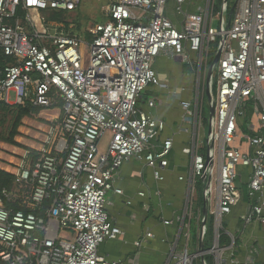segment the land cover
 I'll return each mask as SVG.
<instances>
[{
    "label": "built area",
    "instance_id": "obj_1",
    "mask_svg": "<svg viewBox=\"0 0 264 264\" xmlns=\"http://www.w3.org/2000/svg\"><path fill=\"white\" fill-rule=\"evenodd\" d=\"M189 1L109 0L108 20L79 39L53 33L48 24L52 12L75 13L83 0H0V51L12 60L0 72V102L58 112L43 138L24 151L12 188L0 191V264H123L99 252L123 235L107 210L109 192L123 193L115 187L116 173L143 159L163 181L174 146L172 139L160 140L165 123L139 108L149 86H161L153 64L162 54L191 66L190 54H196L199 64L197 99L194 109L183 103L181 125L196 128L188 223L167 264H201L208 256L213 264H264L228 261L230 248L221 246L219 234L206 249L201 206L196 210L198 181L209 174L208 205L220 225L243 198L237 180L238 168L245 167L252 172L253 200L246 222L264 224V0H237L228 22L224 2L217 11L216 0H206L204 12L192 13L184 10ZM170 2L183 18L181 27L166 15ZM221 43L213 66L211 54L213 60ZM210 65V81L216 67L218 81L211 100L213 159L207 164L199 132ZM250 104L261 130L244 153L234 145ZM154 237L147 232L136 248Z\"/></svg>",
    "mask_w": 264,
    "mask_h": 264
},
{
    "label": "crops",
    "instance_id": "obj_2",
    "mask_svg": "<svg viewBox=\"0 0 264 264\" xmlns=\"http://www.w3.org/2000/svg\"><path fill=\"white\" fill-rule=\"evenodd\" d=\"M190 3H196L197 6ZM176 7L175 2H170L166 15L176 26L181 27L183 18L177 14ZM184 7L186 11L202 13L206 9V0H190ZM190 57L193 66L182 60L173 59L171 54H162L154 61L153 68L161 86H149L141 97L139 108L165 123V131L160 140L172 139L174 146L169 157V168L162 173L163 181L155 178L154 170L148 167L143 159H134L125 163L116 173L115 187L123 193L117 195L114 191L109 192L107 210L110 218L123 231V235L100 247V254L109 261L128 264L136 256L135 264H167L172 244L180 241L181 245L183 242L182 229L188 223L185 212L189 193L188 179L192 167V144L196 132L194 123L188 125L186 129L181 127L185 116L183 103H192L194 109L199 74L198 57L196 54H190ZM210 68L212 70L211 65ZM212 83L210 81L208 91L205 86L206 95L209 92L211 109ZM150 102H155L156 106L150 108ZM249 109L246 117L241 121L239 137L234 145L244 153L250 151L249 138L257 136L261 130L259 118L256 117L251 104ZM210 119H205L203 102V123L199 134L206 150L211 135ZM202 152L208 156L210 150L207 153L202 148ZM23 154L16 153L13 154L14 157H10L0 152V169L14 175ZM251 175L249 168H238L237 186L243 198L220 225L216 224L215 216L210 212L208 199L203 204L199 201L202 219L205 221L204 209L208 210L209 217L213 218L211 224L213 236L209 238L203 234V243L206 249L211 248L219 234L221 246L230 248L225 252V258L227 255L230 260L240 263L247 261L264 263V224L256 219L247 223L245 216L253 204V200L248 195ZM165 221H170L172 224L166 226ZM194 224L197 228L194 220L192 229ZM203 226L204 232L210 227L206 222ZM147 232H152L155 237L148 240L143 248H136V242ZM222 235L226 237L223 238Z\"/></svg>",
    "mask_w": 264,
    "mask_h": 264
},
{
    "label": "rangeland",
    "instance_id": "obj_3",
    "mask_svg": "<svg viewBox=\"0 0 264 264\" xmlns=\"http://www.w3.org/2000/svg\"><path fill=\"white\" fill-rule=\"evenodd\" d=\"M237 0H224L226 4L225 19L228 22L232 14V10L236 4ZM223 0H216V9L220 11L222 7ZM109 5V0H83L81 7L75 13L61 14L59 12H53L49 15V27L53 33L63 34L69 37H75L79 39L88 38V30L95 25L105 23L108 20L107 8ZM213 49L217 46L214 44ZM214 53L211 54L213 57ZM210 61L212 62V58ZM210 73L209 69L208 77L206 82V91L210 88ZM213 83L218 81L217 67L213 73ZM209 92L207 95L205 93L204 101V116L205 119L211 118V107L209 106ZM251 107V106H250ZM31 111L29 116H20L19 108L17 107H4L0 106V152L14 157L13 154H22L30 145H36L38 139L43 138V132L52 123V117L57 114V111H44L34 110L31 107H27ZM248 110H250L248 108ZM18 118H21L19 134L12 141L10 134L12 127ZM44 129V130H43ZM43 130V131H42ZM110 140V136L103 138L101 143V150L105 151L107 144ZM11 142H15L16 145ZM202 148L205 152H209L210 148L206 150L205 143H201ZM14 152L11 153L10 151ZM209 154V153H208ZM16 157V156H15ZM201 190L200 184L197 185L196 189V210L201 200ZM213 205V203H212ZM209 222V221H208ZM197 228L194 224L192 229V234L196 236ZM210 258V256H208ZM226 258L230 261V258L226 255ZM207 258L201 262L205 264Z\"/></svg>",
    "mask_w": 264,
    "mask_h": 264
},
{
    "label": "trees",
    "instance_id": "obj_4",
    "mask_svg": "<svg viewBox=\"0 0 264 264\" xmlns=\"http://www.w3.org/2000/svg\"><path fill=\"white\" fill-rule=\"evenodd\" d=\"M223 2H224V0H223ZM223 2H222V4H223ZM59 13L66 14L64 12H59ZM214 60H215V58L211 62L212 65L214 64ZM11 62H12V60L6 58L2 54V52L0 51V72H3L4 67L7 64L11 63ZM213 90H214V96H215V93H216V82L213 83ZM0 106H4V107H8V108H11V107L19 108V112H20V116L21 117L30 115L31 111L27 107H31L34 110H40L39 108H34V107L30 106V105L24 108V107H21V106H10V105H7V104H5L3 102H0ZM20 121H21V118H18L17 121L14 123V125L12 127V131H11V134H10V138H11L12 141L19 134ZM11 143L16 145L15 142H11ZM13 182H14V175H12V174L0 169V191L3 190V189H11L12 186H13ZM198 184H200L201 187H202L200 202H201V204H203L205 202V200H207L209 198V184H210V176H209V174L205 175L202 179H200L198 181ZM204 219H205V222L209 223V225H210V227H208L205 230L204 235H207V237L211 238L213 236V229H212V226H211V224L213 222V218L211 216L209 217L208 210H206V209H204ZM222 237L225 238L226 236L222 235ZM207 263L208 264H213V259L212 258H207Z\"/></svg>",
    "mask_w": 264,
    "mask_h": 264
},
{
    "label": "water",
    "instance_id": "obj_5",
    "mask_svg": "<svg viewBox=\"0 0 264 264\" xmlns=\"http://www.w3.org/2000/svg\"><path fill=\"white\" fill-rule=\"evenodd\" d=\"M233 11H234V8H233V10H232V13H233ZM229 26H230V23L228 24V28H229ZM222 44L223 43H221L220 44V46H219V48H218V51H217V54H216V56H215V60H214V64H213V66H215L217 63H218V60H219V58H220V54H221V50H222ZM213 97H214V91H213V89H211L210 90V99L212 100L213 99ZM213 113H214V110H213V108L211 109V114L213 115ZM209 147H210V152H209V155L207 156V164H210L211 163V161H212V159H213V142H212V137H211V135H210V137H209Z\"/></svg>",
    "mask_w": 264,
    "mask_h": 264
}]
</instances>
